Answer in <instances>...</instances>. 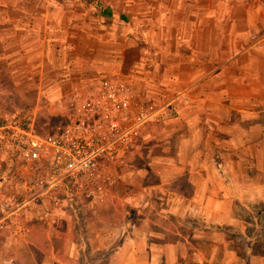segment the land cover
Masks as SVG:
<instances>
[{
  "label": "crops",
  "instance_id": "1",
  "mask_svg": "<svg viewBox=\"0 0 264 264\" xmlns=\"http://www.w3.org/2000/svg\"><path fill=\"white\" fill-rule=\"evenodd\" d=\"M45 1H0L1 91L44 72L85 93L125 82L163 107L144 129L157 124L154 147L121 169L103 264H264V0ZM182 177L189 196L171 189ZM54 252L32 259L64 264Z\"/></svg>",
  "mask_w": 264,
  "mask_h": 264
},
{
  "label": "rangeland",
  "instance_id": "2",
  "mask_svg": "<svg viewBox=\"0 0 264 264\" xmlns=\"http://www.w3.org/2000/svg\"><path fill=\"white\" fill-rule=\"evenodd\" d=\"M33 1L35 9H44L45 0ZM50 8L54 9V6ZM10 14L15 12L10 11ZM19 74L24 81L19 89L7 86L0 90V97L3 98L0 99V120L5 121L22 109H31L40 133L50 132L65 123L70 116L71 93L76 89L56 85V81L45 78L44 72L38 75L22 71ZM33 82L36 84H31ZM162 125L165 124H158L159 127ZM156 128L157 124L150 126V134L147 130L143 131L131 149L128 161L143 158L148 153V147H154L155 140L150 137L157 134L154 133ZM14 175L13 169L5 163L0 165V202L10 196L18 200L26 197L27 200L15 215L8 217L0 212V264H37L32 257L36 256L39 263L52 249L65 259L64 264H95L91 261L95 258L100 259L98 264H103V255L114 247L106 243L107 238L115 241L124 223L123 197L127 191L124 181L119 178L103 180L93 193L81 194L68 184L56 190L54 197L43 200L31 199L30 185L21 178V174ZM133 184L138 186L137 178ZM74 255H78L79 259L76 260Z\"/></svg>",
  "mask_w": 264,
  "mask_h": 264
},
{
  "label": "built area",
  "instance_id": "3",
  "mask_svg": "<svg viewBox=\"0 0 264 264\" xmlns=\"http://www.w3.org/2000/svg\"><path fill=\"white\" fill-rule=\"evenodd\" d=\"M70 102L68 120L50 132L37 131L31 109L0 123V165L13 169L14 177L21 174L31 199L52 198L68 184L76 193H93L100 181L120 179L146 125L162 119V105L143 102L125 82H106L87 93L75 90ZM18 199L1 201V214H17L27 201Z\"/></svg>",
  "mask_w": 264,
  "mask_h": 264
},
{
  "label": "trees",
  "instance_id": "4",
  "mask_svg": "<svg viewBox=\"0 0 264 264\" xmlns=\"http://www.w3.org/2000/svg\"><path fill=\"white\" fill-rule=\"evenodd\" d=\"M3 120H0V123H2ZM171 189L174 191L180 192L181 194H184L186 196L191 195L193 191V186L189 182L186 181L185 178H179L171 185ZM253 253L256 254H262L264 255V242L259 241L253 246Z\"/></svg>",
  "mask_w": 264,
  "mask_h": 264
}]
</instances>
